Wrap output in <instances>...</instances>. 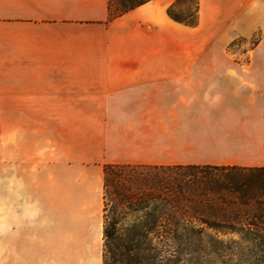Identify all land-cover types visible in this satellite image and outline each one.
<instances>
[{
    "label": "crops",
    "instance_id": "obj_1",
    "mask_svg": "<svg viewBox=\"0 0 264 264\" xmlns=\"http://www.w3.org/2000/svg\"><path fill=\"white\" fill-rule=\"evenodd\" d=\"M198 1L0 0V264H103L105 165L264 166V0Z\"/></svg>",
    "mask_w": 264,
    "mask_h": 264
},
{
    "label": "trees",
    "instance_id": "obj_2",
    "mask_svg": "<svg viewBox=\"0 0 264 264\" xmlns=\"http://www.w3.org/2000/svg\"><path fill=\"white\" fill-rule=\"evenodd\" d=\"M151 0H108V18L112 21ZM184 0H176L168 9V15L176 22L195 26L198 23L199 1L196 3V18L186 21L178 16L177 8ZM164 171L168 175L152 176L148 171ZM147 171V172H146ZM186 171L184 178H199L201 174L209 175V180L218 175L227 183V193L236 198L229 211L234 214L257 213L259 216L246 220H224L222 222L202 221L194 223L190 219L177 220L170 217V209L177 206L183 191L178 184L181 179L169 174ZM171 172V173H170ZM190 175V176H188ZM219 175V176H220ZM177 185V186H176ZM112 188L122 205L135 206L143 211L149 202L161 200V216L139 220L129 227L120 228L116 221L104 224V261L114 253L115 245L121 253L122 264H130V255H144L159 252L168 255L184 253L200 254H249L264 255V167L239 166H174L153 167L144 165L104 166V190ZM176 193V194H175ZM158 208V207H157ZM154 209V210H157ZM163 216V217H162ZM214 219V218H213ZM223 231L225 234H236L237 239L224 245L213 237L204 238L207 230ZM207 236V235H206ZM105 246L109 248L105 254Z\"/></svg>",
    "mask_w": 264,
    "mask_h": 264
},
{
    "label": "rangeland",
    "instance_id": "obj_3",
    "mask_svg": "<svg viewBox=\"0 0 264 264\" xmlns=\"http://www.w3.org/2000/svg\"><path fill=\"white\" fill-rule=\"evenodd\" d=\"M196 3L197 0H184V2H182L177 8L178 16L188 22L193 21L196 18ZM261 38L262 33L259 32L250 41L251 45H246V39H239L232 44L231 48L234 51H240L241 53L246 54L253 47L252 45H256ZM148 174L152 176H160L164 174L168 175V172L164 173V171L151 170L148 171ZM186 174V171H184V173L174 171L169 174L170 177L181 179L178 188L181 187V190L183 191L182 194L178 195V197L180 196L178 200L179 204L170 209V217L177 220L190 219L194 223H199L202 221H209L210 219L212 221L222 222L227 219L246 220L259 216L254 212L250 214H234L229 212L232 211L229 209L231 205L229 206L227 204L229 202H236V198L226 192L225 189L227 188V183L219 173L212 180H209V175L205 174H201L198 179L191 177L184 178V175ZM160 206L161 200L153 198L149 202L146 210L139 211L135 206L120 204L111 187L105 192V217L107 222L110 223L116 221L120 228L129 227L131 224L139 220L154 217V215L156 218L161 216ZM156 208L157 210H154ZM6 226L10 225L0 224V242L3 227L5 232ZM204 234V238L213 237L219 241L221 240L224 245L238 237L236 234H225L223 231L209 229ZM111 248L114 253L107 255L106 263L122 264V262H120V251L116 249L115 245ZM108 251L109 248L105 246V254L108 253ZM130 264H264V255L249 254L245 251L242 253L223 255L200 253L168 255L161 252L158 254L147 253L144 255H136L135 253H132L130 255Z\"/></svg>",
    "mask_w": 264,
    "mask_h": 264
}]
</instances>
